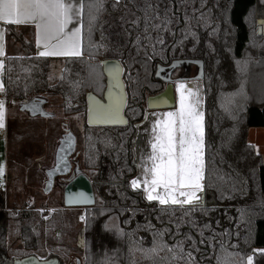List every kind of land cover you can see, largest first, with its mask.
<instances>
[{
    "label": "trees",
    "instance_id": "trees-1",
    "mask_svg": "<svg viewBox=\"0 0 264 264\" xmlns=\"http://www.w3.org/2000/svg\"><path fill=\"white\" fill-rule=\"evenodd\" d=\"M83 2L77 57H38L31 26H5L7 43L19 46L18 54H6L8 120L35 100L45 115L29 110L28 126L7 138L5 182L14 180L15 144L46 134L51 148L60 139V120L46 111L59 108L71 124L67 132L75 138L80 131L77 173L89 179L94 206L76 228V209L54 205L46 214L0 201V263L35 256L64 264L70 253L81 252L83 264H218V258L219 264H247L249 255L253 264H264V254L253 251L264 249V160L248 142L251 128H264V36L257 26L264 0H101L91 29L89 0ZM107 59L123 68L127 125L90 127L86 108L66 104L87 93L102 99L100 61ZM175 64L183 65L172 69L171 82L195 64L203 86V206H160L130 186L145 100L164 89L169 76L162 70ZM77 237L81 250L72 247Z\"/></svg>",
    "mask_w": 264,
    "mask_h": 264
},
{
    "label": "snow or ice",
    "instance_id": "snow-or-ice-1",
    "mask_svg": "<svg viewBox=\"0 0 264 264\" xmlns=\"http://www.w3.org/2000/svg\"><path fill=\"white\" fill-rule=\"evenodd\" d=\"M119 3V0H116ZM115 6V5H114ZM89 29L95 20L94 12L102 8L101 0H89ZM83 0H0V22L4 24H30L35 27L36 44L39 56H79L81 55ZM147 23V21H146ZM73 25V27H69ZM2 39V33H0ZM4 55L0 44V56ZM109 76L115 84L109 85L107 103H101L89 96L88 120L115 123L124 122L121 109L125 105V96L119 81L121 68L119 63L105 64ZM4 63L0 61V70ZM98 75H102L98 74ZM0 83V91H3ZM113 88L117 91H113ZM179 108L164 112L152 126L153 138L150 141L151 153L148 160L150 167H143V191L148 201L156 200L161 205H193L201 201L198 195L203 190L202 146L203 112L199 86L186 87L184 82H177ZM239 94H243V83ZM167 103V101H164ZM5 127V103L0 100V129ZM70 138V134H69ZM63 149H61L62 151ZM59 158V157H58ZM64 167H67L65 162ZM3 165H0V176ZM51 175V173H49ZM131 186H140L139 178L131 180ZM83 193L71 197L68 202H88ZM81 220L85 217L81 216ZM150 249L149 251H154ZM264 254V249H254ZM192 257V254H188ZM192 259H195L192 257ZM25 264H37L29 258ZM39 264H50L42 260ZM219 264V258H218ZM247 264H253V256L247 257Z\"/></svg>",
    "mask_w": 264,
    "mask_h": 264
},
{
    "label": "rangeland",
    "instance_id": "rangeland-1",
    "mask_svg": "<svg viewBox=\"0 0 264 264\" xmlns=\"http://www.w3.org/2000/svg\"><path fill=\"white\" fill-rule=\"evenodd\" d=\"M257 15L263 14V8H258ZM61 70L59 64L54 66V74H58ZM191 70V74H192ZM60 101V98L56 99ZM78 100L76 102H67L66 107L70 110H74L81 106L84 102ZM47 112H53L54 115L60 120L61 137L52 143V147L49 148L46 134L40 139H34V137L26 138L18 144L14 145V152L11 158L12 167H10V177L14 180L8 181L5 186V205L6 207L17 208H32L34 210L41 209L44 213L49 214L54 205L59 207L62 205V189L63 184L68 181L71 173L82 169L81 166V152L82 143L79 134V130L76 131L74 144L66 147V144H62L60 141L65 140L68 135L67 129L71 127L69 120L63 118L61 109L48 107ZM203 112V110H202ZM18 115L10 113L8 126H7V138L18 134V129L27 127L26 121L30 117L29 110H25L23 113L18 112ZM41 119V118H40ZM45 119V118H42ZM257 137L255 132L250 134V143H255L254 139ZM251 143V144H252ZM256 144L255 151L259 153L264 160V137ZM61 149H63L61 151ZM67 156V157H65ZM59 157V158H58ZM65 162L67 167L65 168ZM59 166V167H58ZM51 173V175H49ZM52 177V178H51ZM132 187V186H131ZM145 197V196H144ZM146 199V197H145ZM147 200V199H146ZM64 208V207H63ZM65 209V208H64ZM79 211V220L77 227H79L83 220L80 219L85 209H76ZM72 247L78 250L82 249V242L80 237L76 239ZM1 264V263H0ZM64 264H83V257L80 254L72 252L68 255L67 261Z\"/></svg>",
    "mask_w": 264,
    "mask_h": 264
},
{
    "label": "water",
    "instance_id": "water-1",
    "mask_svg": "<svg viewBox=\"0 0 264 264\" xmlns=\"http://www.w3.org/2000/svg\"><path fill=\"white\" fill-rule=\"evenodd\" d=\"M257 26H258V34L264 36V18H259V16L257 15ZM109 64V66L115 64V63H119L120 68H121V72H120V76H119V81L120 84L122 85V91L124 93L125 96V105L124 107L121 109V116L124 122H115V123H105V122H97L95 120H93V122L89 123L88 120V105H89V99L88 97L91 96L93 97L94 100L100 101L101 103H107V96H108V92H109V85L110 84H115V80H113L110 76H109V72L108 70L104 67L105 64ZM100 64L102 66V72L103 75L105 77V90L103 92V96L102 99L98 98L97 96H95L92 93H87L85 96L82 97L81 100H84L85 102V107L87 110L86 113V123L88 126L90 127H117V126H126L127 125V120L124 117L123 113H124V109L126 107V103H127V95H126V91H125V85L123 83L122 80V74H123V68L120 64V62L118 60L115 59H107V60H102L100 61ZM180 64H175L173 66H171L169 69H175L177 67H179ZM113 91H117V89L113 88ZM164 101H167V103H164ZM175 106V98H174V87H173V83L170 80V73H169V78L167 79V84L165 85L164 89L156 94V95H152V96H148L145 100V108H146V113L144 115V119L146 117V114L148 112H152V111H160V110H168V109H172ZM26 107L28 108V110L32 111V113L34 115H43V107H42V101L40 100H35V101H31L30 103H28L26 105ZM24 109V107L22 108V110ZM143 119V120H144ZM143 122V121H142ZM141 122V123H142ZM139 123V124H141ZM139 124L137 125V127L139 126ZM68 138H66L65 140L60 141L62 144H66V147L69 145V147L71 145L74 144L75 139L70 135L69 138V133L67 135ZM134 142V140H133ZM68 148V147H67ZM67 157V156H65ZM135 161V159H134ZM136 164V163H135ZM59 167V166H58ZM137 167V165H136ZM137 175V174H136ZM52 178V177H51ZM131 186V183H130ZM79 193H83L86 196L89 197V201L88 202H72L69 203L68 200L75 196L76 194ZM155 202V201H153ZM158 205L160 206H164V207H177V206H193V205H173V204H166V205H161L158 202H156ZM204 193L202 190V196H201V201L196 204L195 206H203L204 205ZM94 206V196H93V191H92V187H91V183L89 181V179L83 175V174H78L75 175L74 173H71L69 178H68V183L66 184V186L63 189V207L65 209H89L92 208ZM29 258L35 259L37 261V264H39L40 259L36 258L35 256H28L19 260H14L9 262V264H25V262L27 260H29ZM50 262V264H59V262L56 259H49L47 260Z\"/></svg>",
    "mask_w": 264,
    "mask_h": 264
},
{
    "label": "crops",
    "instance_id": "crops-1",
    "mask_svg": "<svg viewBox=\"0 0 264 264\" xmlns=\"http://www.w3.org/2000/svg\"><path fill=\"white\" fill-rule=\"evenodd\" d=\"M258 13V12H257ZM260 18H264V8H263V14H261ZM6 25H14L17 28L25 27V26H31L34 30V46H35V55L38 57H50V58H65V57H77V56H39L38 52L42 49H38L36 44V36H35V27L30 24H4L3 22H0V33H2V39H0V44L3 45L4 49V55L0 56V61H3L4 68L3 70H0V83L4 86V76H5V61H6V54L7 51L9 54L15 55L19 52V46L17 44H14L13 42L7 43V39L5 37V26ZM70 28L73 27V25L69 26ZM82 46V44H81ZM80 56V55H79ZM186 87H194L199 86V94L202 99L201 104V111L203 110V86L200 80L192 78V80L184 81ZM176 83H174V98H175V106L172 109L168 110H160V111H152L148 112L146 114L145 119L139 126L137 127V133L134 138L133 142V150H134V159L135 163L137 165V175L134 179L139 178L140 180V186L133 189H138L142 191L144 196L146 197V194L143 191V167H150L151 162L148 160V156L151 153V146L150 141L153 138V131L152 126L153 123L157 118L160 117V115L164 112L168 111H176L179 108V94L176 92ZM0 100H3L5 103V127L4 129H0V165H3V175L0 176V201H3L4 206L6 207L5 203V186H6V172H7V126H8V115H7V105H6V99H5V91L3 88V91H0ZM84 101V100H83ZM203 123V122H202ZM252 132H255L257 134V137L254 139L255 143H258L262 137H264V128H251L248 133V139L250 138V134ZM250 143V140H249ZM252 143V142H251ZM250 143V144H251ZM252 143L253 147L256 148V144ZM204 174V160H203V146H202V177ZM203 180V178H202ZM201 180V184H202ZM131 183V182H130ZM198 195L202 196V191L198 193ZM155 202H158L156 200H153ZM159 203V202H158ZM170 204V203H169ZM198 204V203H197ZM187 205V204H185Z\"/></svg>",
    "mask_w": 264,
    "mask_h": 264
},
{
    "label": "flooded vegetation",
    "instance_id": "flooded-vegetation-1",
    "mask_svg": "<svg viewBox=\"0 0 264 264\" xmlns=\"http://www.w3.org/2000/svg\"><path fill=\"white\" fill-rule=\"evenodd\" d=\"M183 65V64H182ZM182 65H180L179 67H181ZM188 65V64H185V66ZM191 70L193 71L192 74H191ZM172 72V69H169L168 70H162V73L163 75L166 77V76H169V73ZM198 74H199V69H198V66L197 65H191V68H182L181 71L178 73V76H177V79L173 80L172 79V76H171V79H172V83L174 85V83L176 82H184V81H189V80H192V78L194 79H197L198 80ZM166 85V84H165ZM84 102V101H82ZM82 108H86L85 107V102L83 104H81V106H78V108L74 109V110H79V109H82ZM146 113V112H145ZM78 172V171H77ZM75 172L76 174L75 175H78V173ZM68 183V181H66V183H64L62 186H63V189L64 187L66 186V184ZM63 189H62V202H63ZM9 264V263H8Z\"/></svg>",
    "mask_w": 264,
    "mask_h": 264
}]
</instances>
